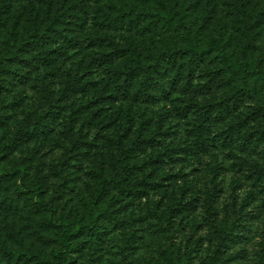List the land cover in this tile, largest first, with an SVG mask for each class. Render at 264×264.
I'll list each match as a JSON object with an SVG mask.
<instances>
[{
  "label": "rangeland",
  "instance_id": "obj_1",
  "mask_svg": "<svg viewBox=\"0 0 264 264\" xmlns=\"http://www.w3.org/2000/svg\"><path fill=\"white\" fill-rule=\"evenodd\" d=\"M7 1L0 143L11 147L0 170L43 185L54 211L49 223L18 195L20 174L1 181L0 248L68 264L56 254L67 224L79 245L71 264H207L218 229L224 264H264V0ZM45 11L61 33L31 47ZM190 47L202 56L179 55L134 94V54L149 63ZM120 145L131 178L149 183L135 193L112 183Z\"/></svg>",
  "mask_w": 264,
  "mask_h": 264
},
{
  "label": "trees",
  "instance_id": "obj_2",
  "mask_svg": "<svg viewBox=\"0 0 264 264\" xmlns=\"http://www.w3.org/2000/svg\"><path fill=\"white\" fill-rule=\"evenodd\" d=\"M156 2L161 6V8L167 9V3L163 0H156ZM8 1L7 0H0V18L2 17V13L4 12V8H7ZM239 9L242 12L244 11L240 6ZM45 15L47 18V25L43 32H39L38 30L33 31L32 33L28 34L27 41H25V44L37 48L40 45L41 40L43 41L44 38L47 36H50L52 33L60 34V29L56 28V16L50 14V11H45ZM147 15V13L143 11L136 10L134 12V18L140 19L141 17H144ZM133 19V18H132ZM131 19V20H132ZM179 22L182 24L183 28L186 32H188V27L186 22L183 20V18L179 19ZM203 49H198L197 47H190L188 49H172L167 51H160L157 55H154L152 57V60L149 63L142 62L138 54H134V64L132 65L130 69V74L137 77L138 85L136 89L134 90V94L136 96L145 95L151 86L153 80L155 79L156 72L165 65L167 62H173L177 59L179 55L186 56V55H194L196 57H201L203 54ZM17 55V54H16ZM18 56V55H17ZM40 60H44V57L39 56ZM7 72H10V69H6ZM240 123L237 126H233V128H239ZM260 140H264V130L260 133L259 137L256 139V142L259 143ZM249 143L251 140L249 139ZM11 147L8 143H0L1 150H6V148ZM119 149L122 151L123 159L121 162V173L118 177H115L112 179V183L125 191L128 192H136V186L137 185H148L149 183L146 182V180H133L131 178L132 174V166L129 164L128 160V151L124 149L122 145L119 146ZM20 174L19 180H22L21 183L17 185L16 191L18 192V195L23 196L24 198H27L31 201L34 207L37 209L45 212V218L48 220L49 223H52V214L54 209L48 205L44 199L41 198L40 194L44 192V186L43 185H36V187L32 188L30 186H26V184L23 182V174L22 170L18 169L15 172L10 171H4L0 170V182L6 181L10 178H12L15 174ZM103 213L95 211L92 213L93 217L87 227L89 229L96 228V223L99 220V217L102 216ZM63 245L65 246L64 250L57 251L56 254H63L62 258H64L65 261H68V264L73 263L72 257L69 256L70 252H75L78 250V243H75L72 241V230L70 227L65 224L63 225ZM67 227V228H65ZM217 232L216 236V242L214 244V248L212 253L208 256L207 264H224L222 262V254L224 252V249L226 247L225 240H226V231L224 230H218L215 229ZM0 259L5 261V264H10L12 261L19 262H30L35 261L36 264H49V260L42 257L39 254H36L34 252L28 251V250H8L5 247L0 248Z\"/></svg>",
  "mask_w": 264,
  "mask_h": 264
}]
</instances>
